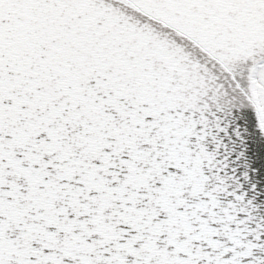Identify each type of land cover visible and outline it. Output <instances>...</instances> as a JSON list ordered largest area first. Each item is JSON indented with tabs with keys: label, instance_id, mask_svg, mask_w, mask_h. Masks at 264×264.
<instances>
[{
	"label": "snow or ice",
	"instance_id": "obj_1",
	"mask_svg": "<svg viewBox=\"0 0 264 264\" xmlns=\"http://www.w3.org/2000/svg\"><path fill=\"white\" fill-rule=\"evenodd\" d=\"M0 264H264V0H0Z\"/></svg>",
	"mask_w": 264,
	"mask_h": 264
}]
</instances>
